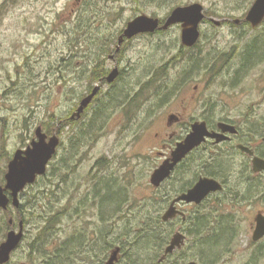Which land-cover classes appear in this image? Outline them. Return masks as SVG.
I'll list each match as a JSON object with an SVG mask.
<instances>
[{
  "label": "rangeland",
  "instance_id": "374dc122",
  "mask_svg": "<svg viewBox=\"0 0 264 264\" xmlns=\"http://www.w3.org/2000/svg\"><path fill=\"white\" fill-rule=\"evenodd\" d=\"M154 1L0 0V186L6 184L5 174L15 151L32 142L38 126L45 130L50 123L54 134L61 129V145L47 173L21 193L19 209L10 208L14 215L23 211L28 223L21 245L7 264H44L45 254L71 240L88 243V247L81 245L82 253L76 255L78 264L83 260L86 264H102L108 251L100 247V231L108 233L109 245L124 244L126 250L131 248L130 243L134 244L133 251L121 249L118 264L129 263L130 256L135 258L133 252L141 239H133L142 231L144 209L150 207L156 193L161 195L169 187L168 183L154 187L150 178L163 161L159 144L161 139L168 138L164 126L171 113L179 112L183 117L182 126H176L178 133L193 118L209 113L218 120L232 121L243 129L240 142L252 141L264 153V56L259 53L255 65L245 69L244 74L241 71V54L249 50L251 43L261 42L264 49V21L253 27L246 20L255 0ZM195 2L204 5L206 18L193 47L183 45L181 24L164 33H142L124 42L120 55L108 61L112 68L120 58L121 77L117 84L104 82L102 87L93 80V74L102 68H97V63L107 58L103 54L105 45H112L108 54L114 53L118 36L130 20L141 14L166 20L175 5ZM215 20L221 23L218 25ZM215 57L219 59L214 60ZM192 59L198 61L192 65ZM160 69L162 75L157 79ZM148 82L159 89L161 97L149 87L145 98L152 91L157 96L149 95L139 107L137 99L131 119L125 117V105L117 102L118 106L113 107L117 114L109 119L105 129L92 137L87 134L94 105L100 100L108 104L110 96L115 92L122 94L123 89H130L135 95L139 85ZM97 85L102 94L95 96L98 97L80 119H73L75 132L82 126L86 132L80 146L73 148L75 132L72 126L64 127L65 120L72 119L73 107L80 105L81 97ZM235 157H225L226 161L231 160L233 174L244 165L242 156ZM236 179L232 178V183ZM108 185L112 187L111 194L121 199L119 207L105 216L103 203L109 195ZM256 198L243 207L235 201L227 203L228 208L248 210L242 215L241 230L231 242L232 247L223 252L218 263H203L196 236H191L182 249L175 251L176 264H264V239H252L254 214L264 212V197L259 201ZM191 208H185L188 216ZM165 209L166 205L162 215ZM5 212L0 209V244L9 230L19 229L20 220L10 227L4 224ZM52 215L58 216L56 228L48 237L40 236ZM180 222L184 221H174L172 235L183 232ZM128 228L133 229L131 235ZM123 231H128L129 237ZM39 237L42 239L38 242ZM90 246L96 252H90ZM38 247L42 251L36 252ZM84 255L87 258L80 257ZM254 255L258 257L254 259Z\"/></svg>",
  "mask_w": 264,
  "mask_h": 264
},
{
  "label": "water",
  "instance_id": "95a60500",
  "mask_svg": "<svg viewBox=\"0 0 264 264\" xmlns=\"http://www.w3.org/2000/svg\"><path fill=\"white\" fill-rule=\"evenodd\" d=\"M204 5L195 2L189 5H180L175 7L165 20L162 29H169L173 25H182V43L184 46L193 47L200 38V25L206 18ZM246 20L253 27L259 26L264 21V0H255L247 13ZM160 18L141 14L130 20L119 38L118 48L126 39H132L142 33H154L160 25ZM220 24V21H214ZM236 22H240L236 20ZM120 70L114 68L107 77L108 83H113L119 76ZM101 90V86L97 85L93 91L84 97L77 111L72 115V119L82 117L86 108L89 107L95 96ZM219 128L221 132L210 131L205 121H197L192 125L191 132L183 141L177 144L173 150L171 157L164 160L152 173L150 182L154 187H160L165 180L170 178L176 166L185 159V157L196 147L204 143L208 137L216 138L217 142H221L227 136L226 133H237L238 129L235 125L220 122ZM36 137L26 148H19L15 151L13 158L8 164V171L5 174L6 184L0 186V209L7 211L10 206L17 209L21 207V193L28 185L34 184L39 176L45 175L48 170L49 163L57 153L61 144V138L54 134L49 136L42 126H38L35 131ZM238 147L253 156L252 169L255 173L264 171V158L254 156V151L248 146L239 144ZM223 189V185L213 177H201L197 183L187 192L177 196L162 215L165 222L174 219L178 215H182L186 219L183 211L178 209L177 203L185 201L187 203H202L212 192ZM10 224H14V219H10ZM25 236V222L20 220L19 229L15 228L8 231L6 239L0 244V264H7L11 261L13 252L21 245ZM264 238V213L256 216V228L253 232V241H259ZM187 242V235L181 231H177L171 237L169 244L164 250V254L160 258V262L164 261L170 254L182 249ZM121 258V247L117 246L113 249L110 258L105 264H117ZM28 264V263H23ZM185 264H199L197 261H188Z\"/></svg>",
  "mask_w": 264,
  "mask_h": 264
},
{
  "label": "trees",
  "instance_id": "16d2710c",
  "mask_svg": "<svg viewBox=\"0 0 264 264\" xmlns=\"http://www.w3.org/2000/svg\"><path fill=\"white\" fill-rule=\"evenodd\" d=\"M177 5L175 6L177 7ZM175 6H173V8ZM261 45H262L261 42L251 43L249 50H246L245 52L243 51V53L241 54L242 64H243L242 67L250 65L249 67L250 69L255 65L254 61H256L258 56H261V55L262 57L264 56V49ZM259 53H261V55H258ZM217 59L219 58L217 57L214 58V60H217ZM197 61L198 60L192 59L191 64L194 65L195 62ZM205 65H206V69H208L209 68L208 63H206ZM100 66H101L100 63L98 62L97 68ZM102 70H103V67H102ZM161 70L162 69H160L161 73L159 72L155 76L157 79H158V76L162 75ZM149 87H151L149 82L147 84L144 83L142 85H139L140 90L137 91L135 95H132V93L130 92L131 91L130 89L125 90V92L123 89L122 94L121 93L118 94L117 92H115L110 96L111 100L108 102V104L106 102L100 103L101 102L100 100L97 105H94L92 117L89 120V124L87 128V134H89L92 137L93 135H96L97 133H100L103 129H105L109 119H111V114L113 113V107L118 106L117 102L120 104L119 101H121V104L123 103L122 105H125L123 106V108L125 109V117L127 116L129 119H131L134 102H136V100L138 99V102L140 103H138L139 105L137 107H139L150 95L148 93V96L145 98V94L147 93L146 91L149 90ZM151 89H154L158 95L159 93L158 88L155 89L154 87H151ZM142 93H144V95H142ZM152 93L150 96L156 95ZM159 96L161 97V95H158V98ZM52 120L53 119H51V121ZM74 122L75 121L73 120L66 119L64 127L67 125H69V127L72 126V129L75 132V129L73 127ZM49 125L50 123L46 126V129L44 131L49 136H51L52 134H54L55 130H52V128H50ZM64 127L62 129H64ZM56 133L60 135L61 129L57 130ZM85 134L86 132H85L84 126H82L81 129L78 130V132L74 133V138L72 139V142L74 144L73 148L80 146V143L82 142V139H84ZM225 157L226 156H223L217 153L214 156V160H215L214 166H210L207 169L199 168L198 170H196L195 167L197 165L198 167H201V161L203 160V156L201 154L193 156L191 164L187 165L183 170H180L179 172L175 174L173 178L172 190L178 189L180 185L183 186L182 184L183 181L185 182V184L186 183L189 184L190 182H192V179H197L200 175H210V176H213L215 178H220V179L222 178L229 179L230 177L237 178L236 179L237 187L233 190L234 196L230 199H233V200H243V199H248V198L251 199V197H253L254 195H257L258 194V178L253 176V172L250 170L249 166L244 164L241 166L239 171L236 172V174H233L232 169H234V167H232V165L229 163L231 160L226 161ZM184 170L186 172L187 171L190 172L188 176L183 175L182 171ZM183 177H185V180H183ZM107 188L109 190L110 196L108 195V197L104 199L105 201L103 203V209H104L103 215L105 216L106 215L108 216L109 212H111L112 210H115L116 207L117 208L119 207V201L121 199V197L118 198L116 196L117 194H114V195L111 194L112 187L110 185H108ZM244 193H246V195ZM158 194L159 193H156L155 197L152 198L150 207L146 206L144 209V214L146 218L144 219V223L142 225L143 227L141 229L142 231L135 234V237L133 239L134 241L137 239H141V240L137 244L136 251L133 252L135 258H132L130 256V262L127 264H176V260L174 261V257H178V256H175L177 252L170 254L166 258V260L163 262H160L159 260H160V257L163 255V252L166 246L169 244L171 240L172 233L174 231L173 229V225L175 224L174 221L176 220L184 221V220L182 217H178V219L176 218L175 220H171L169 222L163 221L161 211L163 210V207L165 205L167 209L168 204H169V199L165 197L164 191H163V194L161 195H158ZM160 196H162L161 201H159ZM223 200L224 198L219 197L217 199V203L221 204ZM10 208L7 210V212H5L7 216H5L3 219L4 224L7 227L11 226L10 224L11 218L14 219L15 224L17 223L18 220H21V219H24L26 224L28 223V220H26L22 216L23 211H20V213L16 212L17 214L14 215L13 211ZM215 209H216L215 206L210 204V202L207 200L203 204L198 206L194 211H192L191 214L187 216L186 221L180 222L183 225L181 229L183 232L187 234L188 238H190L191 236H196V239H197L196 247L200 251V255H201V259L203 263H206V262L207 263L208 262L218 263L221 259V255H223V252H228L229 249L232 247V243L228 241V239L231 235L235 234L232 230L227 228L228 225L226 221H223V224H221V226L218 229H216V231L212 230L213 227L211 226V224L215 217ZM57 222H58V216L52 215L51 217H49L47 221L44 223L40 236L45 235V237H48V235L52 232V230L56 228ZM186 225H187V228H186ZM163 228H166V229H163ZM128 230L130 231V235H131L133 229L128 228ZM237 234H238V230L236 231V235ZM123 235L126 237H129L128 231H125ZM108 236H109L108 233H102V231H100V235L98 234V238L102 240V241L99 240L100 247L104 248L105 251H108L110 249V246L111 245L113 246L115 243V242H111L112 244L109 245L110 241L108 240ZM78 237L81 238L82 234H78ZM39 239H42V238L39 237L37 240L38 242H39ZM80 241L78 243L72 242V240L63 242L60 248L59 249L57 248L55 252H51V253L44 255L45 261L43 263L44 264H78L76 262L77 260L76 255L79 253L80 254L82 253L81 245L86 244V246L88 247L87 242L80 243ZM123 242L125 241L123 240L122 243ZM132 245L134 244L130 243L129 246H131V248L127 247V249H130L133 251ZM87 247H84V248H87ZM219 248H221V251L219 250ZM121 249L124 250V244H123V247H121ZM127 249L124 251L127 252ZM37 251H42V249L38 247L36 252ZM92 251L96 252L95 250H93V247L90 246V252ZM85 255L80 256V257L87 258ZM257 257L258 255H254V259H256ZM251 262L249 264H251ZM79 264H86V263L83 260L82 263H79Z\"/></svg>",
  "mask_w": 264,
  "mask_h": 264
},
{
  "label": "flooded vegetation",
  "instance_id": "af4514ba",
  "mask_svg": "<svg viewBox=\"0 0 264 264\" xmlns=\"http://www.w3.org/2000/svg\"><path fill=\"white\" fill-rule=\"evenodd\" d=\"M165 23V20L164 21H160V25H159V28L154 32V33H150V34H158V33H164L165 31H167L166 29H162V26L163 24ZM237 23V22H236ZM180 25V24H178ZM123 33V32H122ZM119 34L118 36V41H119V38L120 36L122 35ZM140 35V34H139ZM182 35V34H181ZM138 36V35H137ZM136 37V36H135ZM130 39H126L124 42L125 44L129 42ZM111 44V43H110ZM123 45V44H122ZM121 45V46H122ZM112 45L110 46H106L104 47L103 49V54H107V58L104 59V60H101L99 63L101 65V67H103V70L102 68L99 69L98 73L97 74H93V77L94 78L93 80H97V82L102 85V87L104 86V82H107V77L108 75L112 72V70L116 67H119L118 65H120V58L119 59V63H115L114 64V67L110 68L108 66V61L109 60H112L114 61V59H116L120 53L122 52V47L120 48V50L118 51L117 48L118 46H116L115 48V52L114 53H110L108 54V51L111 50L112 48H110ZM108 47V48H107ZM110 48V49H109ZM73 53L72 56H75L74 55V51L71 50ZM86 60H88L87 57H85ZM243 66V64H242ZM249 66H245V67H242L241 68V71H242V74H244L245 69L248 68L249 70ZM120 77H121V70H120V75L119 77L113 82V83H110L111 85L113 84H117L119 81H120ZM88 83V82H87ZM95 88V87H94ZM93 88V89H94ZM93 91V90H92ZM91 91V92H92ZM91 92H86V94L84 96L81 97V99H83L84 97H86L87 95H89ZM99 95L100 96L102 93H101V90L99 91ZM97 96V97H98ZM95 97L93 99V102L95 101V99L97 98ZM92 102V103H93ZM79 105V104H78ZM77 106H74L73 107V110H72V114H74V112L78 109ZM90 106V105H89ZM115 114H117V111H113V113L111 114V118L113 116H115ZM72 120V119H71ZM193 121L190 122L189 124L185 125L183 128H182V132L181 133H178L176 132L177 131V128L176 126L179 125V127L182 126L183 124V117L181 115V113L177 112V113H171L168 117V121L166 122V125L164 126V129L166 130V136L168 138L166 139H161L160 140V144H159V147H161L162 150H160V154L163 155V161L170 158L171 157V154L173 152V150L177 147V144L180 142V141H183L186 136L191 132L192 130V125L197 122V121H205L208 125V128L210 131L214 132V131H217V132H221V129L219 128V123L220 122H226V123H230V124H233L237 127L238 129V132L237 133H226V138L224 140H222L221 142H217L216 141V138H212V137H208L207 140L202 143L200 146L196 147L194 150H192L186 157L185 159H183V161H181L177 166L176 168L173 170L172 172V175L170 176V178H168L167 180L164 181V183L162 184L165 185V184H169V187L171 186L172 187V180L175 176V174L177 172H179L180 170H183L187 165H190L191 164V161H192V157L195 156V155H198V154H201L203 156V160L201 161V167H198V165L195 167L196 170H198L199 168L201 169H207L208 167L210 166H214L215 165V160H214V156L219 153L223 156H226L232 160H234L235 155H239V156H242V158L244 159L241 163L242 164H246L247 166H249L250 170L253 172V176L254 177H257L258 178V194L257 195H254V196H257V198L255 199V201H259L260 198H263L264 197V181H263V178H264V171L262 172H258V173H255L252 169V160H253V156L249 155L248 153L242 151L238 145L239 144H243L245 146H248L250 147L251 149H253L254 151V156H260V157H263L264 158V153H260L259 152V145L257 146V144H253L252 141L248 142V144H245V143H242L240 142V136L242 135L243 133V129L241 128L240 125H237L235 124L234 122L232 121H229V120H226L224 118H220L219 120L217 118H214L212 116V114H206L204 115L203 117H199V118H193L192 119ZM157 136H158V133H157ZM259 138V137H258ZM263 141H264V138H263ZM258 142H259V139H258ZM257 142V143H258ZM60 148V147H59ZM246 157V159H245ZM162 161V162H163ZM198 167V168H197ZM183 175L184 176H188V174L190 172H186L185 170L182 171ZM205 176H208V177H213V176H210V175H200L197 179H192V182H190L189 184H185V182L183 181V186H179L178 189H173L172 188H164L165 191V197L167 199H169V204H168V207L167 209L169 208V206L171 205L172 201L179 195L187 192L190 188H192L196 183L197 181L201 178V177H205ZM215 178V177H213ZM217 179L219 182H221V184L223 185V189L220 190V191H217V192H212L202 203L200 204H196V203H187L185 201H182V202H178L177 203V207L178 209H180L181 211H183L186 215V219H184V217L182 215H178L177 217H175L174 219H171V220H175L176 218L178 217H182L184 221L187 220V212L185 210V208L187 206H191V211H194L198 206H200L201 204H203L205 201H210V203L215 206V218L213 219L212 221V224L211 226L213 227L212 230H215L218 229L221 224H223V221H226L227 222V228H229L230 230H232L235 234L231 235L228 239V241L232 242L236 239L237 235H236V231L238 230H241V222L243 221L241 218L243 217L242 215L245 214V212L248 210V209H244V208H228L226 207L229 203V201L231 202H234L236 204H240L242 207L244 205L245 202H249L251 201V203H254V200H252V197L251 200L248 199H243V200H233V199H230L234 196L233 194V190L237 187V182L236 183H232V178L230 177L229 179H220V178H215ZM183 180H185V177H183ZM161 186V187H162ZM224 198V200L221 202V204H218L217 203V199L218 198ZM246 197V196H245ZM238 202V203H237ZM231 204V203H230ZM166 209V210H167ZM264 213L263 211H257L255 212L254 214V221L252 222L251 224V228L255 230L256 228V216L259 214V213ZM246 215V214H245ZM170 220V221H171ZM169 222V221H168ZM181 231V230H179ZM177 232V231H176ZM254 232V231H253ZM253 236V235H252ZM117 247L115 246V244L112 246H110V249L108 250V254L106 253L104 255V258L102 259V264H105L108 259L110 258V255L113 251V249ZM118 264V263H117Z\"/></svg>",
  "mask_w": 264,
  "mask_h": 264
}]
</instances>
